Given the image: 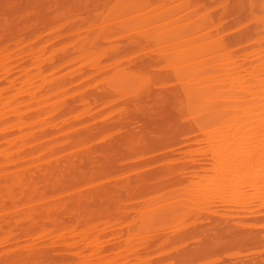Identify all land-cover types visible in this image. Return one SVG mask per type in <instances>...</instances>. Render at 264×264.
<instances>
[{"label":"bare ground","instance_id":"6f19581e","mask_svg":"<svg viewBox=\"0 0 264 264\" xmlns=\"http://www.w3.org/2000/svg\"><path fill=\"white\" fill-rule=\"evenodd\" d=\"M0 264H264V0H0Z\"/></svg>","mask_w":264,"mask_h":264}]
</instances>
